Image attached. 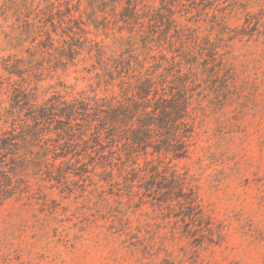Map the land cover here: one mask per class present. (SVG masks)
<instances>
[{"label":"trees","instance_id":"trees-1","mask_svg":"<svg viewBox=\"0 0 264 264\" xmlns=\"http://www.w3.org/2000/svg\"><path fill=\"white\" fill-rule=\"evenodd\" d=\"M63 3L64 11L58 5L38 16L52 30L40 31L43 40L30 58L5 67L16 82L4 85L0 77V96L9 101L0 111L7 124L0 135V202L25 195L46 205L43 189L72 194L97 176L106 186L101 199L108 194L118 204L148 203L181 222L185 237L216 243L219 227L169 162L188 157L211 88H230L231 41L264 36V5L246 10L242 24L230 27L224 12L245 10L241 0H89L95 28L117 29L114 49L86 36L81 15H73L80 0ZM77 62L110 93L73 94L59 80L61 90H39L41 76L52 79V72Z\"/></svg>","mask_w":264,"mask_h":264},{"label":"rangeland","instance_id":"rangeland-1","mask_svg":"<svg viewBox=\"0 0 264 264\" xmlns=\"http://www.w3.org/2000/svg\"><path fill=\"white\" fill-rule=\"evenodd\" d=\"M63 1L0 0V77L4 85L18 79L5 67L18 58H30L43 40L40 31L52 30L50 22L38 16L44 17L58 5L64 11ZM88 2L80 0V12L73 15H81L87 37L115 49L112 36L118 35L117 29H96ZM241 2L245 10L238 7L224 12L230 27L242 24L246 10L256 11L264 5V0ZM96 16L101 20V13ZM230 46V88H211L188 157L169 162L185 176L204 213L219 227L216 243L198 244L185 237L181 222L174 223L164 217V210L148 203L118 204L108 194L101 199L100 188L106 186L93 176L92 183L80 182L81 188L72 194L43 189L46 205L25 195L0 202V264H264V36L236 39ZM82 68V62H77L65 71L52 72V79L41 76L39 90L44 92L49 85L53 89L47 93L61 90L56 85L59 80L73 94H90L91 89L110 93L96 87ZM8 104L7 94L1 93L0 111ZM6 125L0 121V135ZM137 162L143 164V158Z\"/></svg>","mask_w":264,"mask_h":264}]
</instances>
